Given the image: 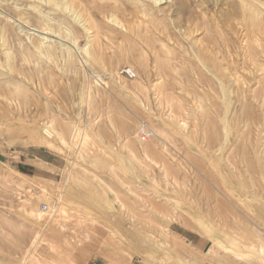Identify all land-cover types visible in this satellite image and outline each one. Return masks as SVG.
Returning <instances> with one entry per match:
<instances>
[{
    "label": "rangeland",
    "instance_id": "obj_1",
    "mask_svg": "<svg viewBox=\"0 0 264 264\" xmlns=\"http://www.w3.org/2000/svg\"><path fill=\"white\" fill-rule=\"evenodd\" d=\"M57 1L0 0V264H264V0Z\"/></svg>",
    "mask_w": 264,
    "mask_h": 264
},
{
    "label": "crops",
    "instance_id": "obj_2",
    "mask_svg": "<svg viewBox=\"0 0 264 264\" xmlns=\"http://www.w3.org/2000/svg\"><path fill=\"white\" fill-rule=\"evenodd\" d=\"M194 232V231H193ZM198 235H199V238L197 237V236H193V237H186L188 240H191V239H196L197 238V241H195V240H193V241H190V244L192 245V247H190L191 248V250L193 251V252H200V253H203L202 251H204L205 250V248H206V241H204L203 239H205V237L204 236H202V235H200L199 233H198ZM103 261H95V260H93V259H91V258H89V260H87V262H86V264H101ZM131 264H133V263H131Z\"/></svg>",
    "mask_w": 264,
    "mask_h": 264
},
{
    "label": "built area",
    "instance_id": "obj_3",
    "mask_svg": "<svg viewBox=\"0 0 264 264\" xmlns=\"http://www.w3.org/2000/svg\"><path fill=\"white\" fill-rule=\"evenodd\" d=\"M120 75H125L128 78L132 79L134 78L136 75H134L133 71L130 68H124L122 70L119 71ZM138 140L142 143L143 141H146V134L144 132L139 133L138 134ZM39 208H41V210L43 212H47L49 210V207H47L45 204H41L39 206Z\"/></svg>",
    "mask_w": 264,
    "mask_h": 264
},
{
    "label": "bare ground",
    "instance_id": "obj_4",
    "mask_svg": "<svg viewBox=\"0 0 264 264\" xmlns=\"http://www.w3.org/2000/svg\"><path fill=\"white\" fill-rule=\"evenodd\" d=\"M50 2H52L55 6H57V4H58V1L56 2V0H49ZM76 2H78V1H76ZM66 6H65V9L66 8H68V7H71L72 5H73V3H75V1L74 0H66ZM79 9V8H78ZM71 10V9H70ZM21 18V17H20ZM24 19V18H23ZM258 19V18H257ZM116 22H117V20H116ZM46 24V23H45ZM45 27V26H44ZM90 30V29H89ZM264 40V39H263ZM208 48V47H207ZM254 53V52H253ZM263 54V53H262ZM247 56H248V54H246ZM249 55H250V53H249ZM255 55V54H254ZM252 56V54L250 55V57ZM251 58H253V60H254V56L253 57H251ZM202 59V58H201ZM248 60V59H247ZM250 60V59H249ZM252 60V61H253ZM251 61V62H252ZM258 61V60H257ZM256 62V61H255ZM224 63V62H223ZM226 68V67H225ZM257 68V67H256ZM262 68H264V67H262ZM258 71V70H257ZM262 71V70H261ZM260 72V71H259ZM237 75V74H236ZM261 75V74H260ZM238 78H239V76H238ZM264 78V77H263ZM256 79V78H255ZM101 81V80H100ZM224 91V90H223ZM180 127V126H179ZM47 132H48V130H46ZM45 132V131H44ZM75 137H76V135H75ZM81 138V137H80ZM83 140V139H82ZM50 144V143H49ZM75 144V143H74ZM79 145H82V144H79ZM80 149V148H79ZM36 241V240H35ZM37 244V243H36ZM36 247V246H35ZM29 254V253H28ZM31 255V254H30ZM27 257V256H26Z\"/></svg>",
    "mask_w": 264,
    "mask_h": 264
}]
</instances>
